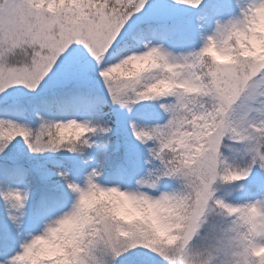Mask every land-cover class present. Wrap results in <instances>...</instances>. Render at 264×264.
I'll list each match as a JSON object with an SVG mask.
<instances>
[{"label": "snow or ice", "instance_id": "1", "mask_svg": "<svg viewBox=\"0 0 264 264\" xmlns=\"http://www.w3.org/2000/svg\"><path fill=\"white\" fill-rule=\"evenodd\" d=\"M261 12L0 0V264H264Z\"/></svg>", "mask_w": 264, "mask_h": 264}, {"label": "clouds", "instance_id": "2", "mask_svg": "<svg viewBox=\"0 0 264 264\" xmlns=\"http://www.w3.org/2000/svg\"><path fill=\"white\" fill-rule=\"evenodd\" d=\"M260 18H261L260 28L261 31L264 32V12L260 13ZM209 53L215 60H217L220 63H226L230 59V57L227 54L222 52H217L213 48L209 49ZM258 54H264V35H262L260 40L254 42L250 50L245 49L243 53V55H251V56H256ZM261 58H264V55H261ZM116 210L119 213H123L126 215H134L136 212V209H134L127 201L124 202L117 201ZM38 248L40 252H48V251L58 250L59 246L54 245L48 241H38ZM261 251H264V249H262Z\"/></svg>", "mask_w": 264, "mask_h": 264}, {"label": "rangeland", "instance_id": "3", "mask_svg": "<svg viewBox=\"0 0 264 264\" xmlns=\"http://www.w3.org/2000/svg\"><path fill=\"white\" fill-rule=\"evenodd\" d=\"M242 195V194H241Z\"/></svg>", "mask_w": 264, "mask_h": 264}]
</instances>
